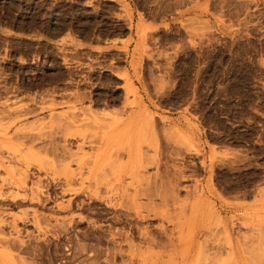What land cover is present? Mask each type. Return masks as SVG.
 Returning <instances> with one entry per match:
<instances>
[{
	"label": "rangeland",
	"instance_id": "1",
	"mask_svg": "<svg viewBox=\"0 0 264 264\" xmlns=\"http://www.w3.org/2000/svg\"><path fill=\"white\" fill-rule=\"evenodd\" d=\"M0 145V264H264V0H0Z\"/></svg>",
	"mask_w": 264,
	"mask_h": 264
},
{
	"label": "bare ground",
	"instance_id": "2",
	"mask_svg": "<svg viewBox=\"0 0 264 264\" xmlns=\"http://www.w3.org/2000/svg\"><path fill=\"white\" fill-rule=\"evenodd\" d=\"M0 147H1V145H0ZM128 155H129V157L131 158V159H137V158H141V153L139 152V151H137V150H135L134 151V149L132 148L131 149V152H128ZM24 171H26V170H24ZM23 171V172H24ZM26 174V173H25ZM204 227L206 228H208L209 227V223L208 224H205L204 223ZM210 230V229H209ZM226 231H227V229H225ZM224 230V231H225ZM204 236V235H203ZM226 236V235H225ZM227 237V236H226ZM204 241H202V242H205V239H203ZM226 240L227 239H225V242H226ZM235 241V240H234ZM233 241V239H229V240H227V242L225 243V245H224V249H225V251H226V256H227V258H228V260H229V262H231L232 264H245V259H244V257L242 256V254H241V250H240V245L238 244V243H235ZM207 242H208V240H207ZM206 243V242H205ZM204 243V244H205ZM227 244V245H226ZM206 246V245H205ZM240 246V247H239ZM203 247V246H202ZM205 248V247H204ZM203 248V249H204ZM208 248V247H207ZM207 248H205V249H207ZM217 250H218V247L216 248ZM219 249H220V246H219ZM208 250V249H207ZM203 251V250H202ZM199 255V254H198ZM204 255V254H203ZM221 258V257H220Z\"/></svg>",
	"mask_w": 264,
	"mask_h": 264
}]
</instances>
